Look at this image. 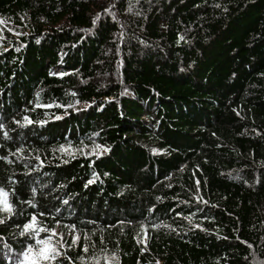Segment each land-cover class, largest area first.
I'll use <instances>...</instances> for the list:
<instances>
[{
    "label": "trees",
    "instance_id": "16d2710c",
    "mask_svg": "<svg viewBox=\"0 0 264 264\" xmlns=\"http://www.w3.org/2000/svg\"><path fill=\"white\" fill-rule=\"evenodd\" d=\"M1 19L0 264L51 232L47 264L264 260V0H0Z\"/></svg>",
    "mask_w": 264,
    "mask_h": 264
},
{
    "label": "snow or ice",
    "instance_id": "6c2138e0",
    "mask_svg": "<svg viewBox=\"0 0 264 264\" xmlns=\"http://www.w3.org/2000/svg\"><path fill=\"white\" fill-rule=\"evenodd\" d=\"M3 23V21H0ZM91 183V181L89 182ZM8 193L4 192L3 189H0V212H9L11 213V206L7 202ZM35 220V218H33ZM3 220H0V223H3ZM25 231L34 230L33 224H26L24 226ZM40 231H48L46 229H40ZM22 235L24 233H21ZM57 233L51 232L46 239L38 240L37 244L39 247L29 246L28 250L23 254L27 260L29 256L35 254L32 264H47L48 261H53L60 254L55 245H51V240L53 236H56ZM78 239V238H77ZM75 243V240L73 241ZM87 251V249H85Z\"/></svg>",
    "mask_w": 264,
    "mask_h": 264
},
{
    "label": "rangeland",
    "instance_id": "374dc122",
    "mask_svg": "<svg viewBox=\"0 0 264 264\" xmlns=\"http://www.w3.org/2000/svg\"><path fill=\"white\" fill-rule=\"evenodd\" d=\"M1 21H3L4 24L6 23V20H2V19H1ZM120 21H121V20H120ZM60 23L63 24V23H65V21L63 20V21L60 22ZM60 23H59V24H60ZM61 24H60V25H61ZM125 26H126V25H125V22L122 21V22H121V25H120L119 33L116 32V33L114 34V38H115V39H118L119 36H123ZM9 28L11 29V28H13V26H12V25H9ZM12 30H13V29H12ZM13 31H14V30H13ZM9 32H11V31H9ZM11 33H13V32H11ZM14 34H16V31H14ZM256 261H257L258 264H264V260H262V259L259 260V259L256 258Z\"/></svg>",
    "mask_w": 264,
    "mask_h": 264
}]
</instances>
